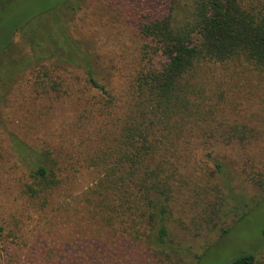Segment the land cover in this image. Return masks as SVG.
<instances>
[{"label": "rangeland", "instance_id": "374dc122", "mask_svg": "<svg viewBox=\"0 0 264 264\" xmlns=\"http://www.w3.org/2000/svg\"><path fill=\"white\" fill-rule=\"evenodd\" d=\"M60 1L0 0V264H158L152 247L109 232L80 197L94 185L110 133L102 122L98 130L100 118L90 113L101 95L82 72L57 73L53 65L63 63L41 54L45 10L53 7L57 19ZM154 4L166 8L152 0H80L67 21L71 39L112 91L140 67L145 40L138 28ZM238 78L229 114L245 123L247 147L216 143L209 151L222 172L205 168L174 192L166 225L176 264H227L241 252L264 264V201L251 180L264 177V84L246 72ZM42 158L58 167L60 182L40 211L27 206L37 202L23 186Z\"/></svg>", "mask_w": 264, "mask_h": 264}, {"label": "trees", "instance_id": "16d2710c", "mask_svg": "<svg viewBox=\"0 0 264 264\" xmlns=\"http://www.w3.org/2000/svg\"><path fill=\"white\" fill-rule=\"evenodd\" d=\"M152 1L166 8L154 4L156 10L140 24L145 40L140 67L119 90L96 75L91 55L71 39L67 21L80 0L58 2L57 19L51 17L53 7L45 10L39 42L43 57L63 63L53 65L57 73L79 70L89 89L101 95L90 113L100 118L98 130L102 122L110 136L96 158L100 172L81 199L109 232L152 247L158 264H176L166 225L174 192L205 168L222 172L209 151L216 143L247 147L245 123L229 113L231 99L241 91L233 85L242 81L238 77L246 72L264 84V0ZM57 169L44 158L33 164L23 192L37 203L27 206L43 211L60 182ZM251 180L264 201V177ZM253 261L251 253L241 252L226 263Z\"/></svg>", "mask_w": 264, "mask_h": 264}]
</instances>
